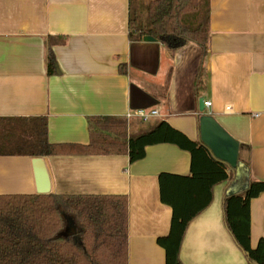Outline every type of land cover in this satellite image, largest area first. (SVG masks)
<instances>
[{
  "label": "crops",
  "instance_id": "0c3cea01",
  "mask_svg": "<svg viewBox=\"0 0 264 264\" xmlns=\"http://www.w3.org/2000/svg\"><path fill=\"white\" fill-rule=\"evenodd\" d=\"M129 0H0V117L48 121L51 143L87 144V118L132 116L128 133L165 120L199 140L203 114L239 142L231 180L214 186L212 202L189 224L182 264H247L223 220L227 193L248 178L264 180V0H210V39L199 98L194 83L200 48L170 51L159 41L128 37ZM51 50L56 73H47ZM138 109H155L147 120ZM53 193L126 195L128 264H165L156 240L168 234L172 209L160 200L158 175H187L190 153L169 143L127 154L45 156ZM28 156H0V194H34ZM264 242V192L250 201V243Z\"/></svg>",
  "mask_w": 264,
  "mask_h": 264
},
{
  "label": "trees",
  "instance_id": "16d2710c",
  "mask_svg": "<svg viewBox=\"0 0 264 264\" xmlns=\"http://www.w3.org/2000/svg\"><path fill=\"white\" fill-rule=\"evenodd\" d=\"M129 0L128 37L151 36L170 51L189 42L201 50L194 95L199 98L210 39V0ZM47 73H56L52 51ZM89 142L51 143L48 121L39 117H0V156L127 154L130 162L146 147L169 143L190 153L187 175H158L160 200L172 209L167 235L158 237L165 264L179 258L188 224L212 202L214 186L231 180L233 170L208 149L159 120L150 128L128 133L116 116L87 118ZM264 192V180L248 178L237 193L223 200V220L247 264H264V242L250 243V201ZM75 233L67 236L68 226ZM0 264H128V197L92 194H0Z\"/></svg>",
  "mask_w": 264,
  "mask_h": 264
},
{
  "label": "water",
  "instance_id": "95a60500",
  "mask_svg": "<svg viewBox=\"0 0 264 264\" xmlns=\"http://www.w3.org/2000/svg\"><path fill=\"white\" fill-rule=\"evenodd\" d=\"M143 41L155 42V38L144 36ZM198 142L204 145L212 157L225 163L231 170L237 167L239 142L231 136L210 114H203L205 110L204 99H198ZM36 183V193L47 194L52 193V181L44 157H33L31 160ZM75 230L69 228L67 236L70 237ZM180 258V257H179Z\"/></svg>",
  "mask_w": 264,
  "mask_h": 264
},
{
  "label": "built area",
  "instance_id": "2783aa9c",
  "mask_svg": "<svg viewBox=\"0 0 264 264\" xmlns=\"http://www.w3.org/2000/svg\"><path fill=\"white\" fill-rule=\"evenodd\" d=\"M210 104L211 103L209 101H204V106L205 107H209ZM134 114L139 116L144 121L147 120L148 118L152 117V116H157L158 115V113H157V111L155 109H150L149 111L145 110V109H138V110L135 111ZM131 116H132V113H127L125 115V118L129 119Z\"/></svg>",
  "mask_w": 264,
  "mask_h": 264
},
{
  "label": "rangeland",
  "instance_id": "374dc122",
  "mask_svg": "<svg viewBox=\"0 0 264 264\" xmlns=\"http://www.w3.org/2000/svg\"><path fill=\"white\" fill-rule=\"evenodd\" d=\"M145 2H147V0H146ZM69 228H72V229H74V226H72V225L68 226L67 233H68V231H69ZM74 230H75V229H74Z\"/></svg>",
  "mask_w": 264,
  "mask_h": 264
}]
</instances>
